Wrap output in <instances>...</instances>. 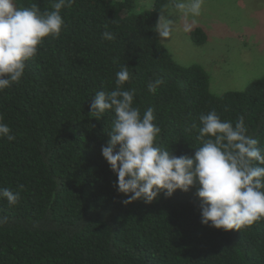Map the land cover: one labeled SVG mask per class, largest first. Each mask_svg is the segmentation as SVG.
I'll return each instance as SVG.
<instances>
[{"label": "trees", "instance_id": "16d2710c", "mask_svg": "<svg viewBox=\"0 0 264 264\" xmlns=\"http://www.w3.org/2000/svg\"><path fill=\"white\" fill-rule=\"evenodd\" d=\"M16 3L52 10L51 0ZM170 3L139 10L138 0H75L62 10L60 38H45L21 83L0 92V115L16 137L0 139V187L24 185L16 206L0 200L9 218L0 264H264V219L241 231L202 224L199 185L126 206L102 155L115 114L91 116V100L115 87L122 65L132 73L125 87L136 88L142 112L154 109L158 144L174 155L194 157L202 143L191 125L212 110L231 121L243 115L264 147V77L213 94L207 71L179 65L155 31ZM106 30L115 40L103 39ZM192 38L208 41L200 28ZM157 77L164 84L153 95L146 83Z\"/></svg>", "mask_w": 264, "mask_h": 264}, {"label": "clouds", "instance_id": "9594fccd", "mask_svg": "<svg viewBox=\"0 0 264 264\" xmlns=\"http://www.w3.org/2000/svg\"><path fill=\"white\" fill-rule=\"evenodd\" d=\"M75 0H51L52 10L41 11L37 3L18 7L16 0H0V92L21 83L27 62L34 60L45 38L59 39L66 24L62 10ZM184 17L202 14L205 0H171ZM107 28V25H105ZM163 41L174 31V22L161 15L155 27ZM102 37L113 41L116 34L104 31ZM132 73L122 65L116 73L115 87L98 91L91 100V116L102 117L113 112L115 119L108 131L109 140L101 151L117 176L115 187L127 198L124 205L143 200L155 201L160 193L171 197L177 190L188 192L199 185L202 200L201 223L225 231H241L264 219V147L249 134L243 115L235 121L222 119L215 110L201 113L198 130L202 146L194 157L176 156L158 144L161 128L154 123L152 107L141 111L136 105L137 90L126 88ZM164 80L148 79L146 88L155 95ZM0 139H16L0 115ZM19 190L0 187V200L16 206L24 185ZM9 223L0 216V228Z\"/></svg>", "mask_w": 264, "mask_h": 264}, {"label": "rangeland", "instance_id": "374dc122", "mask_svg": "<svg viewBox=\"0 0 264 264\" xmlns=\"http://www.w3.org/2000/svg\"><path fill=\"white\" fill-rule=\"evenodd\" d=\"M138 6L149 10L154 0H138ZM163 15L174 22L173 34L163 44L179 65L202 66L213 94L243 91L264 77V0H205L195 23L172 3ZM198 28L208 35L203 46L192 38Z\"/></svg>", "mask_w": 264, "mask_h": 264}]
</instances>
